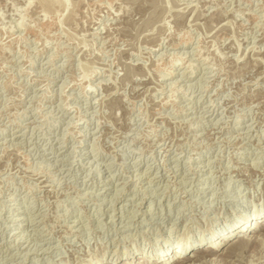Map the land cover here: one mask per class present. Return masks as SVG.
Returning a JSON list of instances; mask_svg holds the SVG:
<instances>
[{
	"label": "rangeland",
	"instance_id": "obj_1",
	"mask_svg": "<svg viewBox=\"0 0 264 264\" xmlns=\"http://www.w3.org/2000/svg\"><path fill=\"white\" fill-rule=\"evenodd\" d=\"M50 1L0 0V264H179L264 214V0Z\"/></svg>",
	"mask_w": 264,
	"mask_h": 264
},
{
	"label": "bare ground",
	"instance_id": "obj_2",
	"mask_svg": "<svg viewBox=\"0 0 264 264\" xmlns=\"http://www.w3.org/2000/svg\"><path fill=\"white\" fill-rule=\"evenodd\" d=\"M48 1H50V0H48ZM48 1L47 0H40L41 3L48 2ZM50 2H53V4L55 6L58 3L59 5H61L63 7L62 8L63 10L67 9L68 3H69L68 0H51ZM28 3H31L30 0ZM59 5H58V7H59ZM48 6H50V5H47V6L44 5L45 8H48ZM48 10L49 9H47L46 11H48ZM229 229H230V231L226 232L225 236L218 243L215 242L214 244H211V246H207V244H206V246L198 248L196 250L190 249L192 247L190 246V242L188 241V239H186L185 241L180 243L179 246L177 247V248H181L180 253H182L184 251L183 255L181 254L179 257H177L173 261H178L179 264H190V263L191 264H197V263H199V264H220V262H222V261H224L226 263L229 262L232 264H246L244 262L243 255H247L246 253H250L252 251V249H256L254 247L260 246L262 244L260 242L261 239L258 238V234H256V233L258 231H262V232L264 231V214L257 215L255 218H253L249 221H246L242 225H231L229 227ZM233 236H235V237H233ZM262 236L264 237V234ZM262 241H263V239H262ZM204 243H205V240L200 241V244H204ZM223 245L227 246L226 251L222 254L220 253V255H217V258H211L212 256L216 255L217 249L221 248ZM188 248L191 250L190 253L194 252V256L192 258H187L185 256L188 253L185 250ZM165 255L166 254L158 257L159 259L162 258L163 262L161 264H169L170 259H166L167 263H164L165 258H166ZM177 255H178V252L176 251L174 253V256H177ZM259 256H260V253H259ZM148 259L149 258L147 256L141 257L138 259V263L144 264L145 262L148 261ZM232 260L234 262H232ZM124 263L125 264H131V261L128 263L127 262H124Z\"/></svg>",
	"mask_w": 264,
	"mask_h": 264
}]
</instances>
